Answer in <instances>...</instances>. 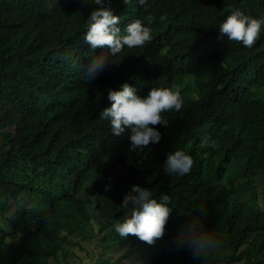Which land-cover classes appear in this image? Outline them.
<instances>
[{"label": "trees", "instance_id": "trees-1", "mask_svg": "<svg viewBox=\"0 0 264 264\" xmlns=\"http://www.w3.org/2000/svg\"><path fill=\"white\" fill-rule=\"evenodd\" d=\"M148 4L145 12L136 0H110L122 35V10L145 25V16L156 17L153 39L125 48L119 66L86 84L83 66L108 52L84 42L98 5L0 0V264H73L79 240L97 237L96 228L105 245L85 264H200L171 242L201 209L223 241L204 264H264V31L252 48L218 38L233 9L264 18V0ZM124 83L141 98L157 87L184 99L181 111L164 114L167 126H155L161 140L146 155L129 150L130 129L114 136L100 119L111 107L108 89ZM211 140L218 149L205 146ZM175 150L193 158L186 175L163 171ZM133 185L151 190L158 203L171 198L173 213L155 245L114 229L131 215L132 206L121 204ZM114 247L116 258L107 255Z\"/></svg>", "mask_w": 264, "mask_h": 264}, {"label": "clouds", "instance_id": "clouds-1", "mask_svg": "<svg viewBox=\"0 0 264 264\" xmlns=\"http://www.w3.org/2000/svg\"><path fill=\"white\" fill-rule=\"evenodd\" d=\"M86 2L89 3V0ZM92 2L99 7L94 8L87 18L88 28L84 42L93 52L96 49H107L108 52L103 51L91 57L87 67L83 66V79L86 84L94 80L108 65L119 66L125 48H143L149 44L153 39L151 25L156 20V17L149 14L144 18L147 21L145 25L143 20H133L122 10L128 22L124 28L125 34L122 35L119 27L120 16L113 14L110 0ZM122 2L129 6L133 0ZM136 3L142 6L145 12L150 7L148 0H136ZM165 19V16L160 17L161 21ZM262 31L264 18H253L239 9H233L219 25L218 38L226 37L229 42L252 48L260 39ZM117 57H120L119 63L116 62ZM108 100L112 102L111 107L102 110L100 119L109 121L114 136H121L126 129H130L129 150H139L138 154L143 155H146V147L160 142L161 133L155 126L169 124L164 114L179 112L184 107V99L179 90L153 87L146 97L141 98L136 89L128 83L121 85L120 90L108 89ZM205 146L213 150L219 148L215 140L205 141ZM193 164V158L189 154L183 150H175L167 155L163 171L171 177L183 176L191 171ZM170 204V196L163 195L158 203L151 190L133 185L121 204L125 209L132 206L131 215L123 222H117L114 229L122 239L133 236L149 246L155 245L157 240L163 238L173 213ZM205 215L206 211L201 209L197 214L189 216L171 242L176 250H188L192 259L200 261V264H204V261L223 244L222 239L206 227L202 219Z\"/></svg>", "mask_w": 264, "mask_h": 264}, {"label": "rangeland", "instance_id": "rangeland-1", "mask_svg": "<svg viewBox=\"0 0 264 264\" xmlns=\"http://www.w3.org/2000/svg\"><path fill=\"white\" fill-rule=\"evenodd\" d=\"M95 233H97V237H91V238H87L85 240H79L80 241V246L77 247L76 249H74L75 254L74 255H79L74 257L73 259L71 258L70 260H74L75 264L78 261H81L82 263H89L91 261V263H95L97 261L98 256L96 254H94L92 252L93 249H98L100 248L97 252L102 250V245H105V242H99L98 240L100 239V237L102 236L101 234H99L98 229H95ZM99 245H101L99 247ZM82 246V247H81ZM103 251V250H102ZM89 252V253H88ZM120 254V252H118V250L116 249V247L108 250L107 255L113 258H116L118 255ZM72 255V256H74Z\"/></svg>", "mask_w": 264, "mask_h": 264}]
</instances>
